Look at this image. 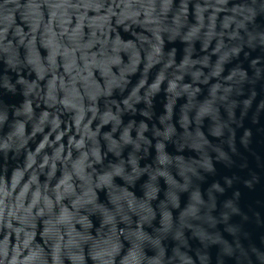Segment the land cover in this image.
<instances>
[{"label": "water", "instance_id": "obj_1", "mask_svg": "<svg viewBox=\"0 0 264 264\" xmlns=\"http://www.w3.org/2000/svg\"><path fill=\"white\" fill-rule=\"evenodd\" d=\"M0 264H264V0H0Z\"/></svg>", "mask_w": 264, "mask_h": 264}]
</instances>
